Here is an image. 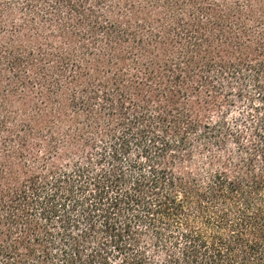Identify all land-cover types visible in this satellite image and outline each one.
<instances>
[{
    "label": "trees",
    "instance_id": "1",
    "mask_svg": "<svg viewBox=\"0 0 264 264\" xmlns=\"http://www.w3.org/2000/svg\"><path fill=\"white\" fill-rule=\"evenodd\" d=\"M0 264H264V0H0Z\"/></svg>",
    "mask_w": 264,
    "mask_h": 264
},
{
    "label": "rangeland",
    "instance_id": "2",
    "mask_svg": "<svg viewBox=\"0 0 264 264\" xmlns=\"http://www.w3.org/2000/svg\"><path fill=\"white\" fill-rule=\"evenodd\" d=\"M199 172H202V168H200V171Z\"/></svg>",
    "mask_w": 264,
    "mask_h": 264
}]
</instances>
